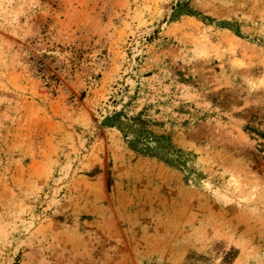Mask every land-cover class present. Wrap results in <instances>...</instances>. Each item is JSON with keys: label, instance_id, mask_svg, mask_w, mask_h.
<instances>
[{"label": "rangeland", "instance_id": "1", "mask_svg": "<svg viewBox=\"0 0 264 264\" xmlns=\"http://www.w3.org/2000/svg\"><path fill=\"white\" fill-rule=\"evenodd\" d=\"M264 0H0V264H264Z\"/></svg>", "mask_w": 264, "mask_h": 264}, {"label": "trees", "instance_id": "2", "mask_svg": "<svg viewBox=\"0 0 264 264\" xmlns=\"http://www.w3.org/2000/svg\"><path fill=\"white\" fill-rule=\"evenodd\" d=\"M254 133H255L256 137L264 140V133H261V132H258V131H254ZM259 146L260 147L262 146L264 148V145H262V143H259Z\"/></svg>", "mask_w": 264, "mask_h": 264}]
</instances>
